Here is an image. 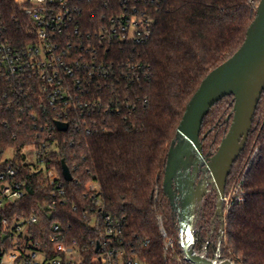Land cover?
Listing matches in <instances>:
<instances>
[{"label": "trees", "instance_id": "16d2710c", "mask_svg": "<svg viewBox=\"0 0 264 264\" xmlns=\"http://www.w3.org/2000/svg\"><path fill=\"white\" fill-rule=\"evenodd\" d=\"M259 2L82 1L84 30L96 31L108 17L136 6L138 14L151 23L152 34L143 43L127 40L110 45L105 52L98 50L110 72L102 90L95 91L103 101L88 120L91 131L70 129L59 133V149L49 155L45 168L39 171L24 163L21 154L25 144L38 141L36 121L19 105L0 108V159L6 148L15 147V166L26 190L11 204L10 214L37 213L38 238L49 243L58 232L67 244L76 241L79 247H87L79 264H103L96 260L103 222L93 200L94 195L99 196L104 212L124 219L121 238L113 245L124 249L127 256H137L149 264H192L185 261L175 213L163 190L168 150L190 98L204 77L241 46ZM0 20L7 25L12 43L19 44L28 35L30 19L14 0H0ZM94 44L100 45L96 40ZM82 53L90 58L89 52ZM226 99L230 102L225 106ZM233 107L234 97L228 95L205 116L200 134L205 155L214 154L226 135ZM255 149L256 158L243 182L246 200L227 211L221 238V257L237 264H264V91L225 191L235 184ZM62 160L71 170L70 181L64 179ZM51 167L59 172L65 188L64 203L57 202L53 207L54 187L45 175ZM89 183H95L96 188L90 190ZM87 209L97 218L95 226L87 222ZM54 223H59L58 231L52 228ZM168 240L173 245L166 249ZM215 249L216 244L208 251L213 253Z\"/></svg>", "mask_w": 264, "mask_h": 264}, {"label": "built area", "instance_id": "2783aa9c", "mask_svg": "<svg viewBox=\"0 0 264 264\" xmlns=\"http://www.w3.org/2000/svg\"><path fill=\"white\" fill-rule=\"evenodd\" d=\"M14 1L28 16L31 26L28 35L14 44L8 38L7 25L0 20V108L19 105L20 110H27L36 121L38 141L25 144L21 154L24 163L39 171L45 168L49 155L59 149V133L70 129L91 131L88 120L103 101L95 96V91L102 90L110 72V66L100 58L98 50L105 52L110 45L127 40L143 43L151 36L152 28L149 20L138 14L136 6L108 17L92 31L84 30L81 9L84 0ZM95 40L99 47L94 44ZM83 50L90 53V58ZM57 121L67 123L68 128L60 130ZM8 149L16 151L15 147H8L0 159V264H79L87 247H79L76 241L67 244L58 232L50 237L49 243L44 242L37 237V213L10 214L9 207L26 190L14 162L17 153L6 156ZM257 151H252L235 184L225 191L224 213L233 205L244 204L243 182ZM45 175L54 187L51 206L64 203L65 188L59 172L51 167L45 170ZM88 187L94 190L96 184L89 183ZM93 204L103 222L96 260L103 264H149L137 256H127L124 249L113 245L114 240L121 238L124 219L104 212L99 196L94 195ZM85 215L90 216L91 211L87 209ZM158 219L166 236L162 217ZM87 222L95 226L97 218L90 216ZM52 228L58 231L59 223H54ZM172 245V240H168L165 248Z\"/></svg>", "mask_w": 264, "mask_h": 264}, {"label": "water", "instance_id": "95a60500", "mask_svg": "<svg viewBox=\"0 0 264 264\" xmlns=\"http://www.w3.org/2000/svg\"><path fill=\"white\" fill-rule=\"evenodd\" d=\"M264 91V0L248 26L241 46L224 62L212 69L190 98L168 150L163 190L172 210L178 215L180 243L184 258L192 264H237L230 259L211 260L194 249V222L205 196L216 192V215L225 229L224 196L231 168L244 149L257 106ZM233 95V118L216 152L207 157L200 138L205 116L223 97ZM60 130L68 124L57 121ZM192 166V171H191ZM205 173L196 184L198 172ZM66 180L73 176L62 160ZM220 250V248H218ZM221 256L217 254V257Z\"/></svg>", "mask_w": 264, "mask_h": 264}, {"label": "rangeland", "instance_id": "374dc122", "mask_svg": "<svg viewBox=\"0 0 264 264\" xmlns=\"http://www.w3.org/2000/svg\"><path fill=\"white\" fill-rule=\"evenodd\" d=\"M226 102H230V99H226L223 101L225 106ZM222 103V104H223ZM228 108V107H227ZM209 126V125H207ZM208 127H206L207 129ZM16 151L8 149L6 151V156L14 155ZM216 192L211 190L201 202V205L198 209L197 216L194 222L195 236L196 240L194 243V249L199 254H204L207 258L214 260L218 258V260L225 259L224 257H217V254L221 255V241H222V225L221 220L218 215H216ZM206 211V213H205ZM226 216V212H225ZM176 225L179 230V221L178 215L175 213ZM198 237V238H197ZM179 240L180 233H179ZM214 244H216V249L213 253L209 252V248H213ZM220 248V250H218Z\"/></svg>", "mask_w": 264, "mask_h": 264}, {"label": "flooded vegetation", "instance_id": "af4514ba", "mask_svg": "<svg viewBox=\"0 0 264 264\" xmlns=\"http://www.w3.org/2000/svg\"><path fill=\"white\" fill-rule=\"evenodd\" d=\"M207 157H209L210 155H206ZM191 171H192V166H191ZM205 176V173L202 172L201 170H199L198 172V176L197 178L195 179L196 180V184L200 183L202 181V178Z\"/></svg>", "mask_w": 264, "mask_h": 264}]
</instances>
